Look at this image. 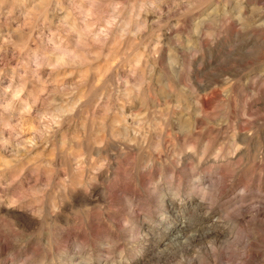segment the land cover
<instances>
[{
    "label": "rangeland",
    "instance_id": "obj_1",
    "mask_svg": "<svg viewBox=\"0 0 264 264\" xmlns=\"http://www.w3.org/2000/svg\"><path fill=\"white\" fill-rule=\"evenodd\" d=\"M248 206L264 0H0V264H264Z\"/></svg>",
    "mask_w": 264,
    "mask_h": 264
},
{
    "label": "bare ground",
    "instance_id": "obj_2",
    "mask_svg": "<svg viewBox=\"0 0 264 264\" xmlns=\"http://www.w3.org/2000/svg\"><path fill=\"white\" fill-rule=\"evenodd\" d=\"M216 181H214V182H212V183H210V186H209V188L211 189V190H214V187H215V185H216ZM205 188V187H204ZM210 190V191H211ZM215 190H217V188L215 189ZM246 193H245V190H242L241 192H240V194H238L239 195V197L240 198H242V199H245V198H247V195H245ZM260 194V193H259ZM199 204H200V202H199ZM197 206V205H196ZM242 208L244 209V207H241V209H240V207L238 208V209H240V213H239V215H241V216H243V217H248V222H247V224H249V222L251 223V222H253V223H257V225L258 226H264V206H260V207H247L246 208V210L244 211V212H242ZM192 212V211H191ZM193 214V213H192ZM180 217V216H179ZM185 218V217H184ZM185 223V222H184ZM174 228H171V226H169L168 228H169V230H168V232H167V234H169L168 235V237H167V239H168V241H170V243H171V241H177V243H179V245H183V244H185L188 240H184L183 241V239H185L186 237H187V239H188V237L190 236H185L184 234H183V232H185L186 231V226H184L183 225V222H182V220H180L179 221V224H178V226H173ZM173 229H176V232H174L173 234L172 233H170V231L171 230H173ZM230 232V230H229V227L227 228V227H223V228H221V230H219L218 232H216L215 234H214V240L215 239H217L220 235H222V234H227V233H229ZM214 233V232H213ZM223 235V236H224ZM195 237V236H194ZM224 239V238H223ZM215 243V242H214ZM242 255H244V257H246V254L245 253H243Z\"/></svg>",
    "mask_w": 264,
    "mask_h": 264
}]
</instances>
